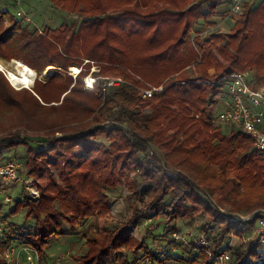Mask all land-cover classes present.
I'll use <instances>...</instances> for the list:
<instances>
[{"label": "trees", "instance_id": "trees-1", "mask_svg": "<svg viewBox=\"0 0 264 264\" xmlns=\"http://www.w3.org/2000/svg\"><path fill=\"white\" fill-rule=\"evenodd\" d=\"M165 1L169 0H51L53 8L79 17V22L75 26L64 22L56 28L46 27L43 33L39 29H31L28 24L23 25V21L12 17L9 10H0V24L3 17L10 21V26L0 31V57L23 59L39 71L50 65L62 68L48 76L46 83L36 80L28 92L34 91L44 98L48 91L52 94L65 86L64 96L60 99L62 102L55 104L56 107L76 104L84 109L85 120L94 124L81 132L78 128L72 133L61 129L65 135L52 142L39 138H28L25 142L0 139V164L9 159L20 163L21 158L16 155L8 159L3 155L11 150L17 153L21 146L27 147L28 155L24 162L28 169L27 177L42 178L47 173L46 165L52 163L49 161L52 157L44 149L55 148L57 144H66L69 151L74 150L66 164L76 158L78 160L73 164L79 170L87 169L86 172L76 171L77 175L63 173L67 180L72 176H82L84 180L77 184L62 186L52 182L46 187L41 186L43 192L38 199L32 200L28 195L26 199H17L9 214L3 211L5 199L1 198L2 220L25 210L19 225L14 223L15 226L12 221L5 224L9 232H6L5 245L27 244L37 251L40 255L38 263H42L48 256L51 240L69 233L65 223L75 229L94 215L102 217L110 199L107 188H115L116 185L110 184L117 180L122 182L128 171H134L135 177H128L126 186L134 188L138 199L137 205H132L135 217L131 223L139 225L150 219V226L156 218L155 226L152 228L151 225L143 242L131 248L122 245L114 253L115 257L109 255V251L120 247L118 240L122 234L106 235L105 230H98L93 237L85 236L87 249L84 254H75L69 260L61 259L60 264H96L99 257L101 259L106 254L117 264L121 252L125 254L127 264H148L147 258L155 263L165 262L170 257L158 250L155 239L160 233H156V229L160 225L166 228L169 220L195 217L208 222L202 230L209 239L213 222L224 226L221 239L213 238V249L217 255L228 247L232 231L238 230L236 235H241L257 222L260 213L248 222H244L241 215L264 209V153L255 148L252 137L241 125L213 123V107L224 94L227 79L219 84L205 81H216L234 72H244L249 67L255 69V79L264 78V0L246 1L243 14L229 35L214 31L202 45L198 37H203L197 33L193 38H197L200 46L199 62L197 52L188 43L191 29L201 21L214 25L216 21L212 17L218 14L220 2L211 3L210 10H207L192 0H178L181 3L173 8L164 6ZM187 1H192V5L187 9L180 7ZM178 33L181 34L180 39L176 37ZM100 35L102 37L98 38ZM135 38L142 41L145 52L128 61L125 47ZM149 49L153 50L150 54ZM105 58L112 65H101L98 71H93L96 80L92 88L85 87L82 80L91 72L90 61L98 63ZM86 59H89L85 64L87 68L81 67L76 78L69 73L76 81L78 77L80 80L72 85L73 81L67 80L71 78L64 70L75 64L82 65ZM149 59L150 66L147 63ZM156 60L160 62L157 68L169 74L165 78L168 80L164 91L145 97L141 90L145 87L142 80L150 76L144 73L142 76L135 71L156 70ZM190 62L197 65V77H185L181 73L175 77L177 70ZM134 64L141 68L137 69ZM211 70H214L213 74ZM103 73L122 78L124 82L105 86L100 81ZM0 78L5 81L1 71ZM62 78L68 83L56 81ZM53 81L56 84H52ZM4 90L0 95L9 103V110H24L30 114L26 106L27 102L34 104V97H25L24 100L12 97L13 90L9 85H5ZM148 107L152 108L150 113L145 110ZM197 114L202 116L197 117ZM79 118L84 119L81 114L72 112L70 121L59 125L70 127ZM100 133L106 135L108 146L99 143ZM40 143L46 147L38 153L34 150ZM80 149L87 154L85 158ZM61 155L67 156L66 153ZM90 158H93L91 162L86 161ZM141 181L144 183L139 185ZM22 191L24 194L27 192L25 188ZM54 206L62 219L59 224L53 218L54 210L42 219L43 214ZM124 239L134 242L129 234ZM229 250L233 264H264L262 245L254 243L246 252L240 245L236 250ZM194 251L191 250L190 257H182V264H210L205 251ZM0 264H8L1 255Z\"/></svg>", "mask_w": 264, "mask_h": 264}, {"label": "rangeland", "instance_id": "rangeland-1", "mask_svg": "<svg viewBox=\"0 0 264 264\" xmlns=\"http://www.w3.org/2000/svg\"><path fill=\"white\" fill-rule=\"evenodd\" d=\"M183 2V0H180ZM193 3L196 5H201L202 7L206 8L207 10H210V5L211 3L217 2L218 0H192ZM192 1H187L183 4L180 5L182 8H188L189 6L192 5ZM178 0H169L165 1L164 6L167 7H175L178 3L180 4ZM224 2V1H223ZM227 3V2H226ZM228 4V3H227ZM195 6V5H194ZM0 10H9L12 17H15L17 20H22V24L26 25L28 24L31 29H39L40 33H43V30H45L46 27L50 28H56L57 26L61 25L64 22H67L71 24V26H75L79 22V17L70 15L69 13L62 11V10H57L52 7V2L51 0H0ZM24 11L27 13L32 21L26 22L25 20L21 19L18 17L17 12L18 11ZM226 10L222 11L218 9V14L212 17V20L216 21L214 25H208L207 22L201 21L199 22L196 26H194L191 29V36L188 40V43L195 49L198 55L197 61L199 62L200 57H201V52H200V46L197 45V38H193L197 33H200L201 37H198L201 41V44L203 45L205 42V39L209 38L210 33L214 31H222L224 35H229L230 33H233L236 25V21L239 18L240 15H237L231 19H235V21L231 22L226 19L227 11ZM243 13V12H242ZM17 17H16V16ZM25 23V24H24ZM10 26V21L8 17H3L1 24H0V31L8 28ZM180 32V31H179ZM102 35H100L98 38H101ZM177 39H180L181 34L178 33L176 36ZM133 39L131 43L127 45V53L126 57L128 58V61H132L137 55L140 53L142 56V52H145L144 47L142 45V41L140 39ZM226 41V39L224 40ZM102 51V50H100ZM149 54L153 52V50L149 49ZM182 52V51H181ZM24 61L23 59L17 58V57H11V58H6V57H0V71L3 73L5 76V81L4 79L0 78V93L1 91H4L5 85H9L10 89L13 90V95L12 97H17L19 99L30 98L34 97L36 100H32L34 104L32 105L31 103L27 102V110L30 112V114L26 113L24 110H9V103L3 101L2 96L0 95V139H13L21 142H25L28 140V138H39V139H49V141H55L63 137L65 135V132L61 131V129H64L68 133L74 132L73 130L75 128H78L77 130L81 132L82 129L85 127L93 126L94 124H90V121L85 120L84 118V109L82 107H77L76 104L72 103H66L64 104L65 107L61 108L58 106L56 107L55 104H61V100L64 95H62V92L65 90V86L58 89L57 92L48 93L44 94V98L39 97L34 91L28 92L29 90L33 89V86L31 87H23L24 85H16L11 78L9 77L8 74V69L10 70H15L17 64V61ZM12 61V63L10 62ZM89 59H86L81 63L82 65L75 64L71 66L69 69L64 70V72L71 78L67 80L73 81L72 85L78 81L79 77L77 78L76 81V75L73 74L72 67H77V68H83L84 66L87 68V65H85ZM151 59L148 60V65L150 63ZM92 63L91 65V72H89L87 75L84 76L83 82L85 87L87 88H92V86L89 83H92L96 78L92 75L93 71H98L102 66H109L112 65L108 61H106V58L104 60H101L100 62H95V61H90ZM156 70H147V69H138L141 68L140 65H135V67L139 70L135 71L139 74H149V78L146 80H142V83L145 84V86L149 85H162L166 84L168 79H165L167 75L165 74V71H161L157 68V65L160 63L159 61L156 60ZM29 65V64H28ZM102 65V66H101ZM31 68H33L37 72V77L36 80H38L41 83H46L48 80V76H51L52 74L56 73L59 70H62L61 67L57 65H50L47 66L44 70L39 71L35 67L29 65ZM150 66V65H149ZM197 65L196 63L190 62L189 65L184 67L183 69L181 68L180 70H177V73L175 74V77H178L177 74L181 73L185 77L190 76V78H195L198 75L196 73V68ZM210 66H208L209 68ZM81 68V70H82ZM250 68V67H249ZM247 68L244 70L243 73H246L248 75V79L254 83L252 86L254 88L260 87L261 89H264V78L260 79H255V69H249ZM129 69V68H128ZM76 71V70H75ZM131 71V70H129ZM141 71V72H140ZM50 72V73H49ZM134 75V72L131 71ZM212 74L214 70L210 71ZM73 74L75 78H73L70 74ZM104 75L100 78L101 83H105L106 81L110 79H114L112 76H107L105 73ZM143 76V75H142ZM136 79H140V76L135 75ZM73 78V79H72ZM35 80V82H36ZM66 79H56V81H64L63 83H68ZM55 81V80H54ZM52 82V84H56L55 82ZM5 84V85H4ZM35 84V83H34ZM79 84V83H78ZM3 85V86H2ZM91 87H90V86ZM46 87V86H45ZM13 88V89H12ZM226 86L224 87V90H226ZM23 89V90H22ZM48 88H46L47 91ZM61 96V98H60ZM225 97L226 95H222L221 98L219 99L218 103L213 107V114H214V120L213 123L216 125H223V126H228L231 125L230 123H222L219 122L217 119L215 120L216 116H219V114L225 109ZM14 99V98H13ZM61 99V100H60ZM11 101V100H10ZM147 113H150L152 110L151 107L145 108ZM12 111V112H11ZM72 112H75L77 114H81L82 118L77 119L76 122L73 124H70V127H64L60 126V123L66 124L68 121H70V114ZM86 113V112H85ZM67 114L69 117H66ZM198 116H202V114H197ZM106 122L102 124V126L105 125ZM101 124V123H100ZM47 125V126H43ZM100 142L105 145H109V140L106 138V135L103 133H100L97 138ZM36 146V145H35ZM46 147V146H45ZM41 143L36 146L35 150L36 152L39 153L42 149L45 148ZM75 149H79L75 147ZM84 149H87L85 147ZM45 151H48V153L51 154V161L52 163L47 164V173L42 177H27L26 172L28 171L27 166L25 165V159L28 155L27 147L21 146V148L18 150L17 153H15V150H11L9 153L5 152L3 156H5V159H8L9 157H13L16 155L20 159V175L23 179H26L27 181L23 182H17V184L13 185V188L9 190V193H0V201L1 198L6 197L7 195L11 196L12 199L10 201L4 200V207L3 211L5 214L10 213V209L15 206V201L17 199H26L27 195L31 197L32 200L38 199L42 195V188L41 186H48L52 182L58 183L62 186L69 185L71 183H78L84 178L82 176L77 177V176H72L69 180L65 179L66 177L63 176V173L67 174V172H72L73 175H77L78 172H86L87 169L83 168L82 170H79L77 166L73 164V162L77 161L78 159L75 158V160H70L71 163L66 164L67 160L71 154L74 153V150L69 151L68 147H66V144H57L56 147L54 148L53 146L51 147H46L44 149ZM67 156L63 157L61 154H65ZM80 154L84 155V158L86 157V153L84 152L83 149H80ZM93 158L87 159L86 161L91 162ZM87 165V164H86ZM45 166V167H46ZM120 168V165H117V168ZM29 168V167H28ZM114 168L115 171L118 169ZM74 169H78L75 170ZM40 171V170H39ZM77 171V173H76ZM76 173V174H74ZM128 177L134 178L135 173L134 171L132 172H127V176L122 179V182H117L115 184H110V185H116L115 188H107V191L110 193V199H108L106 208L104 212H102V217L99 216H92L88 218L82 225L77 226L75 229L72 227L70 224L65 223V227L67 230H69V233L67 235L58 237V238H53L51 241L50 246L48 247V256L45 257L42 263L40 264H45L49 263L55 259H66L69 260L72 257L74 258V255H81L84 254L83 252L87 249L84 245L85 243V236H94L96 231L100 230L103 231L105 230L106 235H113L116 233H121L122 236L119 238L118 243L120 241L121 245L118 248H112L110 249L109 252H111L109 255L114 256V253L117 251V249H120L121 246L123 245L124 247L131 248L134 245H136L138 242L144 240V237L148 234L149 228L151 229L155 226V223L157 222V219L155 218L154 223L150 224L149 222L150 219L144 220L142 223L139 225L131 223L132 220L135 217L134 214V209L133 206L137 205L136 203L138 202L137 199V193H134V188H130L127 185V180ZM139 185H142L144 182L141 181L139 182ZM33 187V189H31ZM35 187V188H34ZM22 188H25V194L22 191ZM137 188V185L135 186V190ZM133 205V206H132ZM54 209L47 210L43 215L42 219L45 217H48V214L53 211V218L56 220V224H59L62 219L59 214L58 209L54 206ZM251 211L249 213H246L244 215H241V218L244 222H248L247 218H252L251 215L252 213L256 212ZM56 212V213H55ZM58 212V214H57ZM25 215V210H20L19 213L16 214H11L10 218L7 217L5 219L7 222L12 221L13 224L16 223L19 225L20 222L23 221V217ZM61 219V220H60ZM139 219V218H137ZM255 219V218H253ZM252 220V219H250ZM208 222L204 220L202 217H195L193 219H184V220H169L167 223L166 228H164L163 225H160L156 229V233H160V235L156 236L155 239V244L158 247V250L164 251L166 253V257L168 258L167 261H159V262H154L150 258H147L146 263L148 264H182V257H190L191 250H195L193 253H198L205 251L206 253V259L210 264H221V260H217V258L221 256V254L225 251L230 254V258L232 256L231 250L229 248L235 249L240 245V248L242 251H247L249 250V246L256 243V245H262V248L264 249V227L261 226L259 219H257V222L252 225V227L247 228V232H243L241 235H236L238 230L232 231L231 236L229 241L227 242V246L225 249L215 255L214 249H213V238L216 237L219 240L221 239V234L222 231L224 232V229L222 226H220L218 223L213 222V228L211 227L210 229V235L212 237H208L204 229L207 225ZM16 224H14L16 226ZM241 225V224H240ZM238 224H233L232 226H240ZM210 228V227H209ZM169 229L170 232L166 233V230ZM177 229V230H176ZM176 230V231H174ZM174 231V232H173ZM241 231V230H240ZM13 233V232H12ZM134 239V242L126 241L124 239V236L128 235ZM103 236V235H100ZM166 240H161L165 239ZM170 239V240H168ZM215 239V238H214ZM125 240V241H124ZM18 241V239H17ZM150 240H148L149 242ZM161 241V242H160ZM27 245V244H26ZM23 246V245H19ZM31 247V246H28ZM116 247V246H115ZM32 248V247H31ZM257 248V246H255ZM34 249V248H33ZM123 250L126 248H122ZM245 249V250H243ZM73 255V256H72ZM108 254L103 255L96 264H114L113 259L111 256ZM39 254L34 252V251H27L22 253L19 256L20 259V264H39L38 259H39ZM115 257V256H114ZM125 254L121 252V254L117 257V261H119L117 264H127L126 260H124ZM216 258V260H215ZM16 261H18L16 259ZM224 264H233L232 260H226Z\"/></svg>", "mask_w": 264, "mask_h": 264}, {"label": "built area", "instance_id": "built-area-1", "mask_svg": "<svg viewBox=\"0 0 264 264\" xmlns=\"http://www.w3.org/2000/svg\"><path fill=\"white\" fill-rule=\"evenodd\" d=\"M221 1L229 4L226 15V19H229L242 14L245 3L248 0ZM17 15L27 22L32 21L31 17L24 11H18ZM73 68L75 67H72L71 72L77 76L80 73L81 68H77V71L73 70ZM224 80L227 81V88L226 90H223V95H226L225 109L219 114V116H216L215 120L217 119L222 123L227 122L241 125L244 131L252 137L255 148L264 153V130L261 126V121L264 118V89H261L260 87L254 88L252 86L253 83L248 79V75L243 72H234L229 76L222 77L216 81L206 80L205 82L219 84ZM94 82L95 80L89 84L93 86ZM123 82L124 80L122 78H114L106 81L104 85L113 86L119 85ZM141 90L145 97H151L164 91L165 85H149L141 87ZM20 167L21 164L13 159H9L0 164V193L4 192L7 194L9 193V190L13 188V185L17 184V182L22 181L23 183L27 181L21 177ZM31 189H33V187H31ZM4 199L10 201L12 197L7 195ZM258 213H260L258 218L260 224L264 227V209L257 210L252 213V218L247 219H253L258 215ZM6 223H8L6 220L0 219V255L8 264H20L19 256L22 253L27 251H34L37 253V251L26 245L18 246L12 243L5 245L4 240L6 239V234L9 233L5 229ZM16 259L18 261H16ZM219 259L221 260V264H224L226 260L231 259L230 254L224 251L220 258H217V260ZM60 261L61 259L58 258L45 264H60Z\"/></svg>", "mask_w": 264, "mask_h": 264}, {"label": "bare ground", "instance_id": "bare-ground-1", "mask_svg": "<svg viewBox=\"0 0 264 264\" xmlns=\"http://www.w3.org/2000/svg\"><path fill=\"white\" fill-rule=\"evenodd\" d=\"M10 62L12 63V61ZM16 64L15 70L8 69L11 80L16 85H24L23 87L33 86L37 77V72L21 60L17 61ZM0 65L2 64L0 63ZM73 70L77 71V67L73 68Z\"/></svg>", "mask_w": 264, "mask_h": 264}, {"label": "crops", "instance_id": "crops-1", "mask_svg": "<svg viewBox=\"0 0 264 264\" xmlns=\"http://www.w3.org/2000/svg\"><path fill=\"white\" fill-rule=\"evenodd\" d=\"M218 2H220L219 3V6H218V9L219 10H222V11H224V10H227L228 8H229V4H227L226 2L224 3L223 1H221V0H218ZM244 11V10H243ZM243 14V13H242ZM241 14V15H242ZM240 17V16H239ZM227 20H229V21H231V20H233V21H235V19H231V18H229V19H227ZM233 21H231V22H233ZM261 126H262V129L264 130V118L262 119V121H261Z\"/></svg>", "mask_w": 264, "mask_h": 264}, {"label": "water", "instance_id": "water-1", "mask_svg": "<svg viewBox=\"0 0 264 264\" xmlns=\"http://www.w3.org/2000/svg\"><path fill=\"white\" fill-rule=\"evenodd\" d=\"M50 73V72H49Z\"/></svg>", "mask_w": 264, "mask_h": 264}]
</instances>
